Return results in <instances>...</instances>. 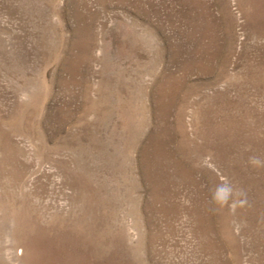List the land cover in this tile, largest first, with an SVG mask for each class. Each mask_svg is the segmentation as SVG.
<instances>
[{
	"label": "rangeland",
	"instance_id": "obj_1",
	"mask_svg": "<svg viewBox=\"0 0 264 264\" xmlns=\"http://www.w3.org/2000/svg\"><path fill=\"white\" fill-rule=\"evenodd\" d=\"M0 264H264V0H0Z\"/></svg>",
	"mask_w": 264,
	"mask_h": 264
}]
</instances>
